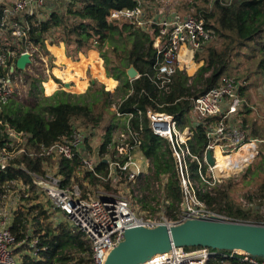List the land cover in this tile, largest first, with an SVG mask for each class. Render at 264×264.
Returning <instances> with one entry per match:
<instances>
[{"label":"trees","instance_id":"obj_1","mask_svg":"<svg viewBox=\"0 0 264 264\" xmlns=\"http://www.w3.org/2000/svg\"><path fill=\"white\" fill-rule=\"evenodd\" d=\"M206 1L207 4L197 7V10L195 2H187L186 9L203 19L207 28L215 30L219 46L210 45L203 53L197 54L196 59L203 60L204 63L194 76L189 77L181 71L175 72L168 92L160 91L150 79L158 75L153 32L118 21L108 24L105 20L109 10L132 9L136 6L135 0H82L83 5L80 8L70 7L68 13L62 12L64 6L60 9L56 4L41 18L36 12H22L11 19L26 31V37L21 39L13 37V28L4 18L6 5L0 3V32L9 31L0 34V55L6 59L12 78L16 79L21 72L16 68L11 70L15 67L17 58L30 47L38 48L32 54L33 58L38 57L41 52L49 53L46 41L50 39L51 45L64 42L66 54L73 61L78 60L80 52L86 54L88 49L95 48L100 51L108 76L105 75V78L119 80L116 94L122 93L121 102L111 109L112 94L104 91V85L97 81L84 94L53 90L51 96L45 97L38 96L35 92L43 89L41 83L45 79L32 77L29 89V97H34L32 103L23 110L21 102L17 100L19 95L13 90L9 100L1 107L0 120L29 135L27 148L37 150L41 145H50L69 136L75 122L85 128L97 129L105 121V113L113 112L109 123L118 114H122L134 130H139L140 125L143 126L140 134L141 150L151 160L152 165L150 174L145 179L144 190L150 187L152 179L157 182L164 179L167 207L175 211L185 199L178 169L169 141L153 133L146 115L148 109L174 116L180 129L189 126L194 133L189 142L190 147L201 158L209 144L206 131L220 119L210 117L197 124L192 116L191 98L201 97L229 79L237 86L239 97L244 101L236 121L242 129L249 132L251 138L259 139L264 144V120L252 115L253 111L248 107L255 100L254 94L259 84L264 83V0H234L230 4L221 0ZM107 42L111 49L103 51ZM96 50L90 51L97 52ZM239 57L247 62L242 70H239L242 63L235 64ZM131 65L139 72V77L134 81H130L126 73ZM192 68L195 69V64H192ZM99 104L101 108L97 110ZM139 111H142V115ZM130 114L134 115L131 119L128 116ZM112 127L113 124H110L106 129L100 148L101 154L107 152ZM3 129L0 128V134ZM8 141L7 136H0V145ZM42 162L41 158H30L26 153L16 157L10 163L8 172L0 177V194L5 195L8 189L18 186L21 203L24 200L33 202L36 197L29 195L34 187L28 172L42 175ZM79 164V159L72 162L60 160V172L65 186L71 187L79 183L82 188L86 180L93 184L98 182V178L92 173L87 172L82 176ZM106 166L102 162L98 171L102 173ZM198 168L197 161L189 164L193 180L202 185L201 192L197 193L198 198L210 210L232 220H260V216L252 211L235 207L230 196L231 185L224 184L209 190L208 183L198 174ZM206 168L203 167L204 172ZM250 198L264 200V180L258 184L256 192ZM36 208L37 205L31 209L20 207L10 226L16 238V246L23 253L21 264H70L75 260L72 253H68L71 249H77L74 253L79 256V264H92L91 242L85 235L75 229L72 231L65 224L53 226L41 222L38 217H34L33 211ZM45 213L41 211L39 215ZM215 251L216 256L207 264H248L239 256H231L229 251Z\"/></svg>","mask_w":264,"mask_h":264},{"label":"built area","instance_id":"obj_2","mask_svg":"<svg viewBox=\"0 0 264 264\" xmlns=\"http://www.w3.org/2000/svg\"><path fill=\"white\" fill-rule=\"evenodd\" d=\"M135 1L136 6L132 9L109 10L105 20L108 24L118 21L153 32L158 75L150 79L160 91L168 92L175 72L181 71L189 77L193 76L189 73L191 63H194L198 53L215 41L216 32L212 28H207L204 20L197 17L193 11H171L170 8L155 12L149 4L155 3L160 7L161 0ZM221 1L230 4L234 0ZM48 2L55 4L54 0H17L15 5L7 8L4 18L13 28V37L20 39L26 37V31L19 23L11 21L12 17L25 11L33 13L38 6H43L42 10H47ZM151 13L154 15L149 16L148 14ZM35 51H37L36 47H30L24 52L33 54ZM8 70L9 65L6 59L0 55V110L9 100L15 84V78L10 76ZM191 101L192 113L197 117L195 119L197 124L210 117L220 119L206 131L209 144L201 158L194 154L190 147L189 142L194 135L190 127L181 130L177 119L170 114L153 109H148L146 112L153 133L169 141L184 197L190 196L194 202L193 208L188 207L187 211L182 209L180 214L173 218H143L138 216L132 207V200L128 197V193L138 195L141 192L139 182L145 174H150L152 165L151 160L141 150L140 134L143 126L140 125L139 130H134L129 121L117 139L108 145L107 152L101 154L99 148L94 159L86 149L90 132L76 123H73L72 133L69 136L50 145H41L37 150H31L27 148L29 135L11 128L9 124L0 120V128H4L0 136L2 138L7 136L9 139L4 145H0V177L8 172L10 163L23 153L30 158H41L44 174L28 172L34 189L45 196L54 209L67 215L73 222V227L91 242L92 264H104L109 253L124 240L125 230L130 227L154 228L160 224L176 225L187 219L216 215L198 198L197 193L201 192V189L193 185L194 180L189 170L191 162L199 163L198 174L203 178L204 166L212 171L215 170L217 161L215 148L218 146H224L223 153L228 156L229 153L242 149L245 145L254 144L257 154L258 143L261 140L252 139L249 132L232 123V116H237L240 107L244 104L232 80H224L220 86L211 89L201 97H192ZM139 114L142 115V111H139ZM128 116L131 119L134 115ZM209 151L214 154V165L208 161ZM59 158L68 161L79 158L81 167L86 172L92 173L101 182H109L112 190L99 189L97 192H90L84 191L78 184L71 187L65 186L60 172ZM50 160L58 162L54 166L57 170L55 173L51 171L53 163L49 162ZM102 162L107 165L106 174L98 171ZM119 185H126V191ZM8 197L6 194L0 195V205H2L0 208V264H19L15 256L16 238L10 230L13 213L8 211V207L11 206L13 210L15 209V203L6 199ZM216 253L217 251L204 247L191 250L173 248L168 253L156 255L148 264H207L216 256ZM230 255L239 256L248 264H264V260L244 252L233 251Z\"/></svg>","mask_w":264,"mask_h":264},{"label":"rangeland","instance_id":"obj_3","mask_svg":"<svg viewBox=\"0 0 264 264\" xmlns=\"http://www.w3.org/2000/svg\"><path fill=\"white\" fill-rule=\"evenodd\" d=\"M16 1L17 0H0V3H4L6 5V8H11L13 5H15ZM190 1L196 3L195 4L196 10H197V7L207 4L206 0H161L160 7L159 5L155 3L149 4V5L155 9V12H158L159 9L168 10L170 8H171V11L186 12L187 11L186 8L188 7L187 2H190ZM61 2L62 4H60ZM210 2H214V0H210ZM54 3L55 4L58 3V5L60 6V9H61V6H64L62 8V12L64 11L66 13H68V10L70 7L80 8L83 5L82 0H54ZM63 3H65V5ZM42 8L43 6L42 7L38 6L34 9L35 10L34 12H36L39 18L46 16L45 13L48 12V10H42ZM148 15L152 16L154 15V13H151ZM7 32L9 31H4L3 33L0 32V34L3 35V34H6ZM152 36H153V41H154L155 35L152 34ZM51 42L52 40L50 39L46 41V47L49 53L41 52L38 57L32 58L33 63L28 65L27 70L24 72L21 71L20 74L16 76L13 90L17 91L19 95L17 97V100L21 102L23 110L30 104V102L32 103V101L34 100V97H29V89H30L32 77L45 79V82L41 83V85L43 86V89L35 91L38 96L49 97V95L53 92V90L62 91L64 89L63 84L65 82H71L72 85L74 84L73 90L68 91L66 89L65 90L66 92L71 93V94H77V95L84 94L91 87L92 85L91 81L95 80L104 85L103 87L104 91L110 92L112 94V97H111L112 99L110 100L111 102H113V107H111V109H114L117 106V104L121 102L120 99H121L122 93L116 94L118 92L117 88L119 86L120 81L117 79H115L116 80L115 81L114 78L109 79V80L105 78V74H103L104 59L101 56L100 51H97L95 48H91L87 50L86 54L89 53L88 58L82 57L81 61H87L88 63H90L89 65L90 66L93 65V69H91L90 67L88 68L86 77L84 76L82 79L84 80V83L81 82V83L75 84L74 80L68 81V79H66V77L63 76V73H62V72L69 70V68L67 67V61H71L66 56L67 54L65 55L64 47H63V45L65 46L64 42H61L60 43L61 45L55 44L56 46L49 47L48 45H51ZM214 44L216 46L217 45L219 46V40L215 39V41L212 42L210 45H214ZM92 49L96 50L100 54V56H98L97 52L90 51ZM108 49H111V47H109V43L107 42V45H105L102 50L104 51ZM37 51H38V48H37ZM203 52L204 51H202V53ZM80 54L81 52L79 53V56ZM53 55L55 56L56 59L54 58ZM202 62L204 63L203 60L198 61L197 59H195L194 63H191L190 65L189 73L191 75H193L194 73L195 75L198 72L199 68L203 65ZM237 63H239L240 65L242 63L239 70H242L241 68L245 67V65L247 64V62H245L242 59V57H239L235 61V64ZM192 64H195V69L192 68ZM58 65L60 66L65 65V69H63V67H58ZM104 68H105V65H104ZM54 74H56V76ZM117 82H118V86H117ZM49 83L52 84L53 86H51ZM263 85L264 83H261L259 84L258 87H261ZM259 94L260 92H258V95ZM256 96L257 95L254 94V99H257ZM261 104L264 105V101H261ZM252 106H248L253 111L252 115L254 114L258 118H260V120L262 119L264 120V108L261 109L259 105L256 106V103L254 100H253ZM100 108H101V105L100 104L97 105V110ZM112 114L113 112H111V114L105 113V121L97 129H93L90 127L85 128L81 126L84 130L90 132V137L88 138L86 142L87 143L86 149L89 155L94 159L96 158V153H98L99 148H101V145L104 142V135H105L106 129L109 127L110 124H113V127L111 129V142L110 143H113V141L117 139L119 134L126 128V124L128 122L126 120V117H124L122 114L121 116H116L115 119H112L113 122L109 123L111 122L110 116ZM192 116H193V119H197V117L193 113H192ZM235 117L236 115L232 116V123L239 126L238 122L235 120ZM76 124L80 125L78 122ZM74 127L77 128L78 126L74 125ZM187 128H189V126L184 127L181 130H184ZM72 129H73V125H72ZM248 147H251V146H247L246 149H248ZM14 148L16 149V147ZM239 151L240 149L235 150L232 153H229L228 155L235 154ZM257 151L258 152L253 159L251 155L252 153L249 154V158L247 160L246 166L243 169H241L242 167H240L239 170H237L235 173H231L230 175H227V176L224 175L223 166L219 168V171H218L219 173L217 172V170L212 171L209 169V167H207L206 172H204V175H203V181L205 183H208L207 185H208L209 190H212L224 184L226 186L231 185L232 189H230V196H231L233 203L235 204V207H239L243 209L244 211H252L253 214L260 216V220L251 221V222L264 223V200L250 198L252 194L256 192L258 184L264 180V144L261 141L258 143ZM220 154H221V157L222 155L226 157V155L222 154L221 151H220ZM220 154L219 152L218 154H215L217 162H218V158L220 157ZM62 159L63 158H59V161ZM76 159H79V158H75L72 161H75ZM49 162L53 163L51 171L54 173L57 172V170L54 169V166L58 162L52 161V160H50ZM79 167L82 171L81 175L85 176L87 172L81 167V164H79ZM103 173L106 174V169L103 171ZM43 174H44V168H43ZM147 176H149V173L145 174L139 182L140 187H141V192L138 195L128 193V197L132 200V207L138 216L143 217V218H160V217L173 218L174 216L180 214L182 209L187 211L188 207H192V208L194 207V202L192 198L188 196V197H185L183 203H181L180 206H178V208L175 211L170 210L167 207L168 202H166V199H165V193H166L165 180L162 179L161 182H157L152 179L150 187H148L147 190H144V187H146L145 179ZM157 183H159L158 184L159 186H157ZM77 184L80 185L79 183ZM12 185H15V184H12ZM193 185L195 186V188L202 189V185H200L198 182L193 181ZM119 186L122 189L124 188V190L127 189L126 185H119ZM82 189L84 191H90V192L91 191L97 192L99 189L112 190L109 182H101L99 180L95 184L90 183L88 180L84 181L82 185ZM6 195L9 196L6 199H8L10 202L14 201L15 203L14 205L15 209L11 210L13 213V218L15 216L14 215L15 212H17V210L20 207L23 206V207H27L28 209H31L37 205L38 208H36L33 211V214H34V217L35 216L38 217L41 222H47L53 226H56L59 223L65 224L69 226V228L72 231H74L73 222L71 221V219L67 215H65L62 211L55 210L51 202L48 201L46 197L43 196L41 193H39L36 189H34L33 192L29 194L30 196L34 195V197H36L33 202H30V201L28 202L24 200L23 203H21L20 201L21 195H20L18 186L8 189ZM41 211H44L46 213L44 215H39ZM13 218H11L12 221H13ZM17 247L15 251L16 252L15 256H16L18 263L21 264L23 253L19 251V247L18 248ZM76 251L77 249H74V250L71 249V251H68V253H72L71 255H73L75 258V260L72 263L70 262V264H79L77 261V258L79 256H77L74 253ZM84 264H89V263H84Z\"/></svg>","mask_w":264,"mask_h":264},{"label":"water","instance_id":"obj_4","mask_svg":"<svg viewBox=\"0 0 264 264\" xmlns=\"http://www.w3.org/2000/svg\"><path fill=\"white\" fill-rule=\"evenodd\" d=\"M32 62V54L23 52L12 70L16 68L24 72ZM126 73L130 81L139 77L134 65ZM94 83L92 80L91 84ZM64 85L69 88L72 83L65 82ZM207 158L214 165L212 151L208 152ZM200 247L244 252L264 260V223L237 221L216 214L187 219L176 225L130 227L125 230L124 240L109 253L104 264H148L156 255L168 253L173 248Z\"/></svg>","mask_w":264,"mask_h":264},{"label":"crops","instance_id":"obj_5","mask_svg":"<svg viewBox=\"0 0 264 264\" xmlns=\"http://www.w3.org/2000/svg\"><path fill=\"white\" fill-rule=\"evenodd\" d=\"M52 3V4H50ZM58 4V3H57ZM56 5V4H53V2H48L47 3V10H50L51 8H54L53 6ZM7 9V8H6ZM45 12V11H43ZM61 45V44H59ZM49 47L51 46H56V45H48ZM64 47V52H65V55H66V50H65V46L63 45ZM98 56L99 53L97 52ZM54 56V55H53ZM67 56V55H66ZM89 56V53L88 54H83L81 53L78 60L77 61H73L70 57H68L71 61H67V67L69 68V70L65 71V72H62L63 73V76L66 77V79H68V81L70 80H74L75 84L76 83H84V80L83 77L85 76L86 77V74L88 72V68L90 67L91 69H93V65H89L90 63H88L87 61H81L82 60V57L84 58H88ZM55 58V56H54ZM56 59V58H55ZM58 67H63V69H65V65L63 66H60L58 65ZM57 67V68H58ZM56 69V68H55ZM59 69V68H58ZM60 70V69H59ZM54 71V69H53ZM93 72V71H92ZM103 74L107 76V73H106V70L104 68V63H103ZM56 76V74H54ZM194 75V73H193ZM58 77V76H57ZM71 78V79H70ZM117 86H118V82H117ZM74 88V87H73ZM258 92H260V94L258 95ZM256 98L254 101L256 103V106L259 105L261 107V109L264 108V105L261 104V101H264V85L259 87L257 89V92H256ZM253 107V106H252ZM103 173V172H102ZM2 205H0V208H1ZM15 208V207H14ZM11 210H12V206L11 207H8V211L9 213H11ZM56 210V209H55ZM74 228V227H73ZM75 229V228H74ZM76 230V229H75Z\"/></svg>","mask_w":264,"mask_h":264},{"label":"bare ground","instance_id":"obj_6","mask_svg":"<svg viewBox=\"0 0 264 264\" xmlns=\"http://www.w3.org/2000/svg\"><path fill=\"white\" fill-rule=\"evenodd\" d=\"M63 87H64L63 90L67 89L68 91H72L74 84L69 88L65 87V85L63 84ZM247 146H251V147H248V149H246ZM224 148H225L224 146L216 147L215 148V154H218V152L220 154V151L222 152V154H224L223 153ZM249 154L252 155V159L255 157L256 150H255L254 144L245 145L244 147H242V149H240L239 152H237L235 154L228 155V156L226 155V157L223 155L221 157V154H220L221 158L219 157L218 162L216 161L217 165L215 167V171L217 170V172H218L219 168L223 166L225 176L230 175L231 173H235L237 170H239L240 167H242L241 169H243L246 166L247 160L249 158Z\"/></svg>","mask_w":264,"mask_h":264}]
</instances>
